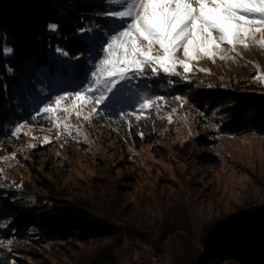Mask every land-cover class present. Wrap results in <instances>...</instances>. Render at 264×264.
<instances>
[{"label": "rangeland", "instance_id": "rangeland-1", "mask_svg": "<svg viewBox=\"0 0 264 264\" xmlns=\"http://www.w3.org/2000/svg\"><path fill=\"white\" fill-rule=\"evenodd\" d=\"M262 42L264 31L250 38L247 48L236 45L233 53L223 44L224 51L211 58H185L178 49L176 57L188 70L180 65L171 75L161 70V80L146 69L145 76L161 88L148 99L151 107L138 111L139 106L115 120L105 113L128 81L96 105L99 114L90 121L84 117L91 105L81 109L75 96L50 115H30L0 145V188L17 190L21 197L28 193L36 208L44 200L57 208L75 203L109 217L123 234L114 264H182L179 234L192 232L188 245L202 252L199 236L206 219L264 199V136L231 137L218 127L238 93L264 88ZM151 55L163 56L159 45ZM64 94L45 106L55 109V98ZM202 101L214 103L210 112L200 108ZM66 238L37 244L29 235L13 233L0 247L16 259L7 264H83L114 242ZM153 244L164 252L154 255Z\"/></svg>", "mask_w": 264, "mask_h": 264}, {"label": "trees", "instance_id": "trees-1", "mask_svg": "<svg viewBox=\"0 0 264 264\" xmlns=\"http://www.w3.org/2000/svg\"><path fill=\"white\" fill-rule=\"evenodd\" d=\"M111 7L107 0H0V145L53 96L75 92L91 80L90 73L103 55L100 49L117 23L105 14ZM53 24L58 26L56 31L49 29ZM81 29L86 31L81 33ZM5 48H11V54L5 55ZM57 48L68 55L59 54ZM147 77L121 87L120 97L113 96L108 104V118L115 120L158 95L157 81ZM157 77L163 80L161 74ZM167 80L174 82L171 77ZM237 96L230 116L219 120L218 127L231 137L264 136V88ZM208 101L200 105L207 113L214 104ZM21 195L12 188H0V241L13 233L29 235L37 244L52 238L65 242L67 236L82 242L113 239L83 264L115 263L116 249L124 246L123 234L109 217L75 203L57 208L53 201L44 200L36 208L37 200L28 193ZM187 234L176 237L181 254L175 256L182 264H264V199L255 205L244 202L206 219L199 236L202 252L188 245ZM155 247L149 246L154 255L164 252ZM9 260L16 259L0 247V264Z\"/></svg>", "mask_w": 264, "mask_h": 264}, {"label": "snow or ice", "instance_id": "snow-or-ice-1", "mask_svg": "<svg viewBox=\"0 0 264 264\" xmlns=\"http://www.w3.org/2000/svg\"><path fill=\"white\" fill-rule=\"evenodd\" d=\"M107 3L112 7L105 14L117 23L100 49L103 55L90 73L91 80L74 93L56 97L55 109L41 107L38 116L58 111L62 101L75 96L81 109L91 105L89 115L84 117L90 121L99 114L96 105L110 99L109 93L119 91L117 85L144 76L146 69L153 75H159L161 70L166 75L174 74L177 65L187 71L188 63L176 57L178 49H182L185 58L200 54L211 58L224 51L223 44L231 46L228 51L235 53L236 45L247 48V41L264 31V0H107ZM57 27L49 25L50 31H56ZM138 41H146V45L141 46ZM153 45H159L163 56L151 55ZM261 46L264 47V42ZM3 51L8 55L12 49ZM57 52L68 55L59 48ZM151 104V100L144 101L138 111L150 108Z\"/></svg>", "mask_w": 264, "mask_h": 264}]
</instances>
